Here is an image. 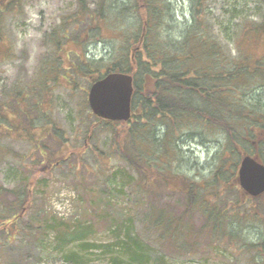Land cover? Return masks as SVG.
I'll return each mask as SVG.
<instances>
[{
	"label": "trees",
	"instance_id": "16d2710c",
	"mask_svg": "<svg viewBox=\"0 0 264 264\" xmlns=\"http://www.w3.org/2000/svg\"><path fill=\"white\" fill-rule=\"evenodd\" d=\"M26 3L28 0H0V42L8 38L4 18L23 16ZM67 3L58 23L44 33L43 41L53 46L54 55H46L35 77L20 86L19 93L14 92L18 105L25 87L31 98L27 99L26 111L18 105L12 111L22 117L21 111L33 121L31 106L47 118L41 125L8 114L0 118V166L10 156L3 147L9 137L26 139L41 152L39 162L29 165L27 156L18 155V166L27 175L12 188L0 185V206H4L7 193L16 197L6 205L5 214L0 212V241L12 242L25 226L32 229L22 217L35 204L32 188L43 172L41 163L49 171L66 163L72 154L90 152L81 163L86 173L93 169V162L97 168L94 172L100 170L111 184L104 163L120 161L126 166L129 183L118 191L137 203L151 196L134 218L139 231L133 246L126 244L128 252H123L130 258L125 262L116 256L112 264L142 263L149 257L145 245L188 253L206 238L227 247L244 244V252L254 251L253 262L257 264L258 253L264 264V192L259 196L247 194L237 174L240 160L247 154L264 163V0H190L191 18L185 22L178 21L171 0ZM107 39L113 40L109 57L91 58L85 46ZM7 49L11 52L13 48ZM113 70L134 78L131 118L101 119L92 113L86 97L87 116L81 101L77 119L78 129L84 128L86 138L82 144L74 142L73 149L64 129H57L58 122L50 117L59 79L46 76L58 71L66 77L73 98L80 95L79 79L87 80V93L92 82ZM3 109L0 104V112ZM103 135L105 150L96 146ZM48 136L53 138L55 150L50 151L43 143ZM197 136L216 142L217 150L208 164L197 166V173L189 175L182 167L189 160L181 141ZM92 141L94 148L89 145ZM202 170L208 174L203 175ZM73 177L80 174L74 171ZM166 191L178 197V206H162L152 200ZM250 220L260 222L261 237L250 243L239 242L242 228ZM94 229L81 226L71 239L85 238ZM98 247L82 244L84 249ZM67 257L79 256L74 253Z\"/></svg>",
	"mask_w": 264,
	"mask_h": 264
},
{
	"label": "rangeland",
	"instance_id": "374dc122",
	"mask_svg": "<svg viewBox=\"0 0 264 264\" xmlns=\"http://www.w3.org/2000/svg\"><path fill=\"white\" fill-rule=\"evenodd\" d=\"M171 1L176 9L178 21L185 22L191 18L190 0ZM67 2L68 0H28L23 16L7 15L4 18L2 24L8 34V38H5L9 40L0 42V104L4 108L0 112V118H5L4 116L8 114L9 117H19L25 123L27 120V123L33 122L35 125H41L47 118L41 112L31 109V106L29 109L33 121H29L21 111L22 117L12 111L15 106L26 111L27 99L31 98L28 87H25L19 94L18 105L14 101V92L19 93L20 86L35 77L36 70L46 55H54L53 46L46 45L44 42V33L58 23L61 12L68 6ZM7 47L13 48L12 51L8 52ZM72 48L75 49L74 46ZM112 48V39L101 43L91 41L85 46V50L90 53L89 56L95 59L108 58ZM46 77L55 81L59 79L53 92L50 117L58 122L57 129L60 131L64 129L65 136L72 141L70 147L73 145L74 149V142L82 144L86 138L85 134L82 135L84 128L78 129L77 119L81 101L84 116H87L84 101L89 84L85 78L79 79L80 95H73V98H70L71 86L65 80L66 77H61L58 71H52ZM45 94L48 93L45 92ZM46 108L47 106L44 107ZM163 130H160L161 133ZM105 136L103 135L96 145L103 150L106 147L101 144V141ZM77 137H80L79 140H76ZM52 139L48 136L43 142L50 151L56 148V144L51 143ZM92 142L89 145L94 148V142ZM181 142L188 154L185 158L189 160V163L182 164V167L189 175L197 173V166L208 164L217 150L216 142L199 136L185 138ZM3 147L10 156L8 161L0 166V185L12 188L22 180L24 175H27L24 169L18 166L19 158H15L18 155H25L28 158L26 163L29 165L39 162L41 152L26 139L18 140L15 137L5 139ZM78 155L72 154L67 158L66 163L49 171L44 163H41L43 172L32 188L35 204L26 210L22 217V220L31 225L32 229L25 226V231H22L12 242L0 241V264H112L111 260L116 256L124 261L130 258L123 255V252H128L126 244L133 246L134 236L139 231L134 218L141 213L144 204L151 200V196L148 197L149 200L137 203L132 197L118 191L129 183L124 163L115 160L104 163V167L109 168L108 173L112 178L109 180L111 184H108L100 170L97 174L94 172L97 168L94 167L93 162L90 173H86L85 165H81L82 158L91 155L90 152ZM74 171L80 174L79 178L73 177ZM201 173L208 174V171L202 170ZM15 199L13 193H7L3 198L4 206H0V212L5 214L6 205ZM152 200L162 206H178L179 204L178 197L168 191L156 194ZM195 223L197 227L201 224L198 214L195 217ZM1 224L2 220H0ZM19 224L24 225L21 221ZM81 226L96 229L88 233L85 238L71 239ZM242 229V239L238 241L246 243L258 241L263 230L260 222L254 220H250ZM84 243L99 247L84 249L82 248ZM226 245L206 238L199 241L196 248H189L188 253L180 254L172 250L161 251L154 246L145 245L149 257L142 259L140 264H255L252 260L254 251L244 252L245 249L242 248L244 244L241 246L232 243L230 247ZM74 253L79 257L76 259L67 257ZM260 256L261 254L257 253V264H261Z\"/></svg>",
	"mask_w": 264,
	"mask_h": 264
},
{
	"label": "water",
	"instance_id": "95a60500",
	"mask_svg": "<svg viewBox=\"0 0 264 264\" xmlns=\"http://www.w3.org/2000/svg\"><path fill=\"white\" fill-rule=\"evenodd\" d=\"M133 76L123 72H108L90 87L88 102L97 116L110 120H128L131 117ZM238 181L251 196L264 192V164L256 157L245 155L239 164Z\"/></svg>",
	"mask_w": 264,
	"mask_h": 264
}]
</instances>
